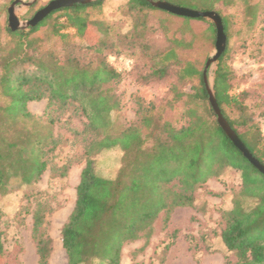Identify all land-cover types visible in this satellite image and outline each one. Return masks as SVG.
I'll return each instance as SVG.
<instances>
[{"label":"trees","instance_id":"1","mask_svg":"<svg viewBox=\"0 0 264 264\" xmlns=\"http://www.w3.org/2000/svg\"><path fill=\"white\" fill-rule=\"evenodd\" d=\"M12 1H3L1 13L6 14L5 5ZM163 1L219 15L226 46L213 72L214 97L230 128L264 166V131L252 111L250 90L240 88L231 68L229 48L237 22L253 32L264 20V0ZM103 2L55 10L27 30L12 31L6 22L0 24V196L12 179L37 182L50 164L58 145L54 119L42 121L27 108L29 102L46 99L47 109L84 118L82 130L76 133L81 137L79 159L84 165L73 209L60 230L67 264H119L124 244L148 242L159 214H164L166 227L175 209L193 208L206 182L230 170L239 173L240 187L233 193L230 208L220 211L223 228L214 237L235 257L233 264H264V175L217 124L203 67L182 56L202 42L214 44L213 24L170 14L145 0H126L120 15L130 26L122 33L103 19ZM234 8H239V14L223 13ZM156 14H161L158 20ZM170 19L178 20L171 35ZM198 22L206 24L203 31L193 28L192 23ZM157 30L164 39L161 46L152 41ZM111 56L129 59L128 71L137 74L139 84L169 85L167 98L160 104L138 101L135 121L117 132L111 113L119 108V100L112 86L121 75L108 62ZM177 108L178 120L165 117L166 111ZM113 149L121 152L116 172L100 175L95 159ZM73 162L68 158L49 168L53 175L66 178ZM53 210L42 199L32 211L37 264H48L53 249L45 231ZM200 240L203 251L209 250L206 238ZM172 245L167 244L163 252ZM189 245L195 254L201 250L192 239Z\"/></svg>","mask_w":264,"mask_h":264},{"label":"rangeland","instance_id":"2","mask_svg":"<svg viewBox=\"0 0 264 264\" xmlns=\"http://www.w3.org/2000/svg\"><path fill=\"white\" fill-rule=\"evenodd\" d=\"M3 1L0 0V7ZM50 1L52 0H20L15 7L18 21H28ZM29 2L33 3L26 7L25 4ZM125 2L126 0L103 2V19L122 33L127 32L130 26L129 21L120 15V9ZM11 3L5 5L6 14L0 10V24L8 23L7 8ZM238 12L239 8L223 11L224 14H239ZM156 15L158 20L161 14ZM168 23L171 35L178 27V20L170 19ZM152 24L157 26L158 22L152 20ZM239 25L237 22L234 26V34L229 42L230 65L238 77L240 88L250 90L249 102L253 106L252 111L264 131V20H259L253 32H247ZM192 26L196 31L206 28V24L200 22L192 23ZM238 29L242 32H238ZM39 33L40 31L37 34ZM89 41L94 40L90 38ZM152 41L156 46L163 45L164 39L160 30H157ZM57 47L56 45L55 48ZM214 51L215 42L212 46L202 42L196 45L195 49L182 53V56L196 60L204 68L206 60ZM107 60L121 75L120 80L112 86L119 100V108L111 113L113 130L117 132L135 121L138 101L160 104L167 98L169 85L168 82L139 84L136 81L137 74L128 71L129 59L111 56ZM214 71L215 66H212L208 73L210 81L213 80ZM27 108L42 121L54 119L52 129L58 145L49 159V166H60L68 158L74 162L66 178L53 175L48 166L37 182L24 184L20 179L9 181L6 193L0 196V231L3 241L0 264H37L35 246L31 239L32 211L36 202L42 199L47 200L54 208L47 216L45 226V231L53 242L48 264H67L60 241V230L73 209L75 189L84 165L83 160L79 159L82 151L81 137L76 134L82 130L84 118L69 112L59 114L53 111V108L49 110L46 99L29 102ZM178 110L177 108L166 111L164 115L176 121L179 119ZM120 156L119 149L101 153L95 159V170L100 175H114ZM239 187V173L233 170L225 172L220 179H209L198 192L195 206L175 209L166 227L163 224L164 214H159L153 224L152 236L146 244L143 239L124 244L119 264H233L235 257L222 249L214 234H218L223 228L220 211L230 208L233 193L237 192ZM172 235L175 237L171 238ZM202 237L210 244L209 250L203 251L205 245L200 240ZM189 239L201 246V250L196 254L191 251ZM171 242L173 245L163 252L164 247Z\"/></svg>","mask_w":264,"mask_h":264},{"label":"water","instance_id":"3","mask_svg":"<svg viewBox=\"0 0 264 264\" xmlns=\"http://www.w3.org/2000/svg\"><path fill=\"white\" fill-rule=\"evenodd\" d=\"M95 1H102V0H52L46 6L38 10L32 16L31 19L21 23L18 21L17 16L15 15V7L18 3H20V0H14L7 8V14H8L7 27L12 31L27 30L30 27L36 26L39 22H41L45 17H47L51 12L55 10L71 7L74 4H88ZM145 1H147L153 7L166 11L170 14L181 17L193 18V19L203 18L204 20H207L213 24L216 34L215 51L214 54L206 60L202 72L204 86L208 94L209 105L211 106L213 113L215 114L217 124L225 133V135L229 138V140L233 143V145L241 152V154L248 160V162L252 166H254L261 174L264 175V166L261 165L257 160H255L251 156V154L245 148L243 143L238 139L236 134L233 132V130L230 128L226 120L223 118L214 97V93L212 89L213 80L212 81L209 80V76H208L209 70L212 66H216L218 62V58L221 55V53L224 51L226 46V37L223 33V27L219 15L215 11H200V10L184 8L170 4L163 0H145ZM31 3L33 2L26 3L25 6L29 7Z\"/></svg>","mask_w":264,"mask_h":264}]
</instances>
